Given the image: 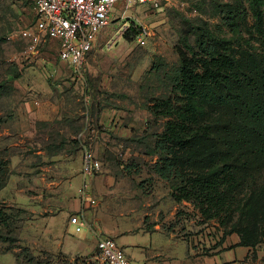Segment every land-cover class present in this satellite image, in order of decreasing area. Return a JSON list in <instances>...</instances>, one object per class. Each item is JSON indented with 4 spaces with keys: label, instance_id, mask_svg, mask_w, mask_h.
I'll return each instance as SVG.
<instances>
[{
    "label": "rangeland",
    "instance_id": "rangeland-1",
    "mask_svg": "<svg viewBox=\"0 0 264 264\" xmlns=\"http://www.w3.org/2000/svg\"><path fill=\"white\" fill-rule=\"evenodd\" d=\"M239 1H244L248 17L238 35L224 26L222 11ZM35 20L31 1L0 0V84L9 88L0 99V115L7 119L0 127V162L8 163L7 184L0 191V264H100L97 250L89 256H73L44 245L45 183L61 181L78 162L83 164L89 150L103 166L129 177L123 185L140 186L147 205L153 206L155 200L174 203L171 196H151L154 192L165 196L171 189L152 172L158 158L150 154L153 135L163 131L165 120L156 119L150 108L170 95L180 64L181 38L189 35L193 41L192 30L203 26L222 38L241 35L238 43L257 48L259 33L249 0H167L158 7L120 4L76 71L60 60L56 40L45 44L39 54H28L22 32ZM144 31L149 36L142 46L138 37ZM238 43L233 44L235 49ZM108 109L122 114L118 125L123 134L130 130L133 134L117 133L115 121L104 126L101 116ZM209 149L210 145L198 144L187 153ZM80 181H75L73 191ZM101 204L105 207L104 201ZM178 205L182 213L183 208H193L191 203ZM127 206L113 203L108 225H122L118 213ZM184 215L190 226L184 234L188 237L196 235V227L211 231L219 224L200 225L202 219L194 208ZM244 226L247 239L256 241L249 257L253 264H264L261 216L250 217ZM70 229V236L84 231L75 234Z\"/></svg>",
    "mask_w": 264,
    "mask_h": 264
},
{
    "label": "trees",
    "instance_id": "trees-1",
    "mask_svg": "<svg viewBox=\"0 0 264 264\" xmlns=\"http://www.w3.org/2000/svg\"><path fill=\"white\" fill-rule=\"evenodd\" d=\"M249 3L259 46L238 43L241 35L227 39L195 27L193 41L189 35L181 38L170 95L150 108L156 119L165 120L163 131L153 135L150 154L158 157L153 174L170 184L175 203L193 205L200 225L219 221L217 229L206 228L209 242L189 241L192 248L202 249V256L223 250L226 237L234 234L240 238L239 246L252 250L256 241L247 239L244 224L254 215L264 222V0ZM247 17L244 1L222 11L224 26L238 35ZM8 89L0 84V99ZM6 121L0 115V127ZM198 144L210 149L187 153ZM7 176L8 163L0 162V191Z\"/></svg>",
    "mask_w": 264,
    "mask_h": 264
},
{
    "label": "crops",
    "instance_id": "crops-1",
    "mask_svg": "<svg viewBox=\"0 0 264 264\" xmlns=\"http://www.w3.org/2000/svg\"><path fill=\"white\" fill-rule=\"evenodd\" d=\"M121 115L115 109L105 110L101 123L106 126L115 121L116 127L113 129L117 133L132 134V130L123 134L121 124L118 125ZM77 179L81 181L76 185L77 191H73L72 187ZM127 180L129 177L118 175L103 164L101 173L93 177L84 176L83 164L78 162L75 169L69 171L58 183L46 182V190L41 193L43 197L47 196V204L42 214L47 224L43 231L44 245L53 250L62 249L73 256H89L97 250L99 238L105 236L119 244L132 264H253L249 257L253 251L239 246L240 238L235 234L226 237L223 250L218 249L211 256H202V249L192 248L189 241L194 238L196 243L202 240L209 242V230H205L198 237L188 239L183 236L190 229L184 213L193 208H183L182 213L175 202H168L166 205V202L161 204L155 200L152 201L153 206L147 205V196L143 189L135 183L123 185ZM170 194V191L165 196L154 192L151 196L162 195L159 196L161 199L169 197ZM92 201L96 203L93 205ZM102 201L105 202V207L101 204ZM113 203L124 206L130 204L127 209L118 213L124 219L122 225H108L107 214ZM182 204L186 206L187 203ZM110 214L113 216L114 213ZM74 215L80 216L85 224L82 236H70L69 219ZM179 228H185L186 231L179 233ZM196 230L200 231V227H196Z\"/></svg>",
    "mask_w": 264,
    "mask_h": 264
},
{
    "label": "built area",
    "instance_id": "built-area-1",
    "mask_svg": "<svg viewBox=\"0 0 264 264\" xmlns=\"http://www.w3.org/2000/svg\"><path fill=\"white\" fill-rule=\"evenodd\" d=\"M36 16L35 24L22 32L28 41V54L37 55L51 40L58 41L59 58L79 71L92 51L99 33L110 23L114 7L124 4H147L158 7L167 0H31ZM149 33L144 31L138 37L142 46L147 43ZM38 104V103H37ZM102 172V164L87 150L83 157L84 176H96ZM93 205L95 201L91 202ZM75 234L85 227L80 216L69 219ZM97 259L100 264H132L125 251L109 237L98 240Z\"/></svg>",
    "mask_w": 264,
    "mask_h": 264
}]
</instances>
